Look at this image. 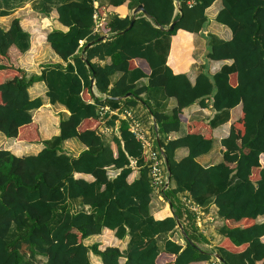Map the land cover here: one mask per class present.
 <instances>
[{
	"label": "trees",
	"instance_id": "obj_1",
	"mask_svg": "<svg viewBox=\"0 0 264 264\" xmlns=\"http://www.w3.org/2000/svg\"><path fill=\"white\" fill-rule=\"evenodd\" d=\"M17 1H30L44 16L55 8L56 20L66 30L52 29L43 38L64 64L41 65L38 74L26 75L17 62L30 45V34L21 25L26 22L14 17L6 29L0 27V133L42 144L35 154L21 156L0 147V264H90L89 252L100 264H207L213 252L220 257L217 264H264V221H256L264 215V0H219L213 21L229 31L227 40L203 30L205 9L214 0H106L95 7L93 0ZM11 2L0 0V16L11 12ZM137 4L150 18L136 13L131 26L118 34ZM104 13L108 20L94 32L92 15ZM171 21L170 30L162 29ZM31 25L33 38L41 39L44 24ZM184 32L203 38L205 60L230 63L212 74L199 64L190 82L186 72L194 59L190 50L180 48L188 35ZM102 34L107 37L96 41ZM106 57L109 61L100 64ZM115 73L120 74L111 81ZM141 77L146 84L138 86ZM37 81L44 84L48 103L60 104L68 113L59 118L57 134L46 139L31 117L42 97L27 93ZM151 90L164 100L154 107L142 97ZM128 92L130 96L115 99ZM169 98L175 104L166 109ZM137 100L154 119L157 134L167 136L158 138L172 182L160 193L171 209L162 219L149 212L152 187L140 142L125 120L99 116V107L120 110L134 107ZM192 103L213 114L186 119L183 109ZM237 104L238 117L219 139L220 162L201 166L195 158L210 150L212 130L228 120L229 109ZM46 107L34 112L45 133L52 125ZM182 123L184 135L169 137ZM101 125L110 132L107 142ZM69 138L84 146L76 156L62 150ZM180 146L186 155L175 160L173 152ZM107 166L117 169L113 177L107 176ZM132 167L137 176L127 181ZM181 192L203 211L214 205L220 222L215 230L221 235L216 245L208 247L194 232L193 216L176 196ZM103 231L118 240L128 236L125 248L84 244ZM175 231L179 242L171 236Z\"/></svg>",
	"mask_w": 264,
	"mask_h": 264
},
{
	"label": "crops",
	"instance_id": "obj_2",
	"mask_svg": "<svg viewBox=\"0 0 264 264\" xmlns=\"http://www.w3.org/2000/svg\"><path fill=\"white\" fill-rule=\"evenodd\" d=\"M105 2L106 0H93L92 5L93 7H95L98 4L99 5L105 4ZM219 8H220V1L214 0L213 3L208 8L205 9V15L207 17V22L204 25L203 30L207 32H211L212 34H215V36L218 37L219 39L227 40L230 37L229 31L223 25L215 24L213 21V17ZM21 10H23L22 13H21ZM14 17H17L20 20V23L23 20L26 22L27 26L23 25L22 23L21 25L30 34L29 48L26 51H24L21 54V56L18 57L17 59L19 66L26 72V75H28V71L31 69L34 70V71H31L32 74H38L41 69V65H45L49 63H61V65L64 64V62H62L61 59L51 50V48L44 41V38H43L45 33L52 29H58L61 31L66 30V27L61 25L56 20L57 14H56L54 7L50 9L47 16H44L34 11L29 5V3L24 4L23 7L12 8L11 12L8 15L0 16V27L3 29H6L9 24V21L11 20V18H14ZM108 17H109V14L104 13L100 19L102 21H107ZM44 20H45V23H43ZM33 23L36 25L37 28L39 24L41 25L44 24V27L42 28V31H41L43 33L41 39L33 38L34 31H33V25H31ZM209 25L212 31H208ZM184 34H188V35L184 36L183 41H181L180 48L182 47L183 49L190 50L191 55L194 59V63L189 66L186 72V76L190 82L193 81L197 73L199 64L204 63L206 71L209 74H212L215 71H217L220 65H222L223 63H230V60H207V59L205 60L204 54H205L206 48H205L203 38H201L198 35H193V34H189L185 32ZM81 43L82 41H80V44ZM108 61L109 59L108 57H106L104 60L99 61V63L104 64V63H107ZM119 74L120 73L113 74L111 76V81H114L119 76ZM145 84H146V78L141 77L136 81V85L138 86L145 85ZM44 91H45V87L41 81L33 82L27 88V93H28L29 98H33L39 95L42 97L43 104L36 109L39 110L41 109V107H43V105H47L45 110L51 116V119H52V125L50 129H47V133H45V131L42 129L41 123L39 122L38 118L34 116V112H36V109L31 111L33 112V115H31L32 120H34L38 126L39 136L41 139H46V138H49L51 135L57 134L58 132L57 126H58L59 118L66 117L68 114L67 111L60 104H57V103L49 104L47 99L44 98L43 96ZM142 97H144V99L150 105H152V107L164 101L160 92L156 90L154 91L151 90L148 93H146V95L144 94ZM174 104H175L174 99L169 98L168 100H166L165 108L170 109L174 106ZM133 111L135 115L139 117L140 121L142 122L145 128V132L148 133V136L149 137L152 136L150 126L148 127V124H146V121L149 115L145 114L146 113L145 108L137 105L133 108ZM239 112H240V105L237 104L233 108L229 109L228 120L212 130V142H211L210 150L195 158V160L201 166H208V165H212V164L220 162L222 158L221 156L222 147L220 146L219 139L226 135L230 122H232L238 117ZM212 114H213V111H211L209 108H200L195 103H192L183 109V115L185 116L186 119H195V118L207 119L208 117H211ZM184 133H185V125L182 123L179 126L177 131L171 132L169 134V137L171 138L180 137L184 135ZM103 135L107 137L108 133L104 132ZM159 137L165 140L167 136L163 134H159ZM108 140L109 139H106L105 142H107ZM0 147L9 150L12 154L16 156H21V155L35 154L37 151L41 149L42 144L15 141L13 139L5 138L0 133ZM61 147H62V150L66 154L71 155V156H76L78 152L84 148V146L74 138H69L67 140H64L62 142ZM185 155H186V148L183 146L177 147L173 152V158L175 160H179ZM106 171L108 172L107 173L108 177H113L117 173V169L113 168L112 166H107ZM136 176H137V170L136 168L133 167L132 171L127 176V181H131ZM74 177L83 178L88 181L92 179L90 175L82 174V173H74ZM187 195L188 194H186L185 192H181V193H178L176 196H177V199L179 198L182 199L184 197L186 198ZM77 203L78 201H74V204L77 207H79ZM83 208L85 209V207ZM148 208H149L150 214L152 215L154 219H162L166 216L171 215L170 205H168V203L163 200L160 193L159 194L154 193L152 195ZM207 210H208V213L211 215L210 216L211 219L209 222L212 223V226L214 227H211V228L208 227L206 229L205 233H206L207 238L205 239L207 240V243H208L207 246L212 247L216 245L221 239V235L217 233V231L215 230V227L219 225L220 222L217 219L215 207L213 204H209V206L207 207ZM257 220L258 222L264 221V215L258 216L256 218V221ZM173 233L175 235L174 238L178 241L179 240L178 233L176 231ZM108 234L109 233H107V231H103L101 234L92 235L89 237H93V238L100 237L99 242H103L108 245L117 246L120 250L125 248V243L128 240V236H125V238L122 240H118Z\"/></svg>",
	"mask_w": 264,
	"mask_h": 264
},
{
	"label": "built area",
	"instance_id": "obj_3",
	"mask_svg": "<svg viewBox=\"0 0 264 264\" xmlns=\"http://www.w3.org/2000/svg\"><path fill=\"white\" fill-rule=\"evenodd\" d=\"M95 24L92 28L94 32H97L98 25L102 22L95 14L92 15ZM106 108L99 112L101 116ZM115 114L116 110L110 111ZM118 116L128 122L129 129L134 134L135 138L140 141L144 150L145 160L148 164V177L152 187V190H158L163 183L167 181L166 173L163 165V161L159 155L158 150L155 147L149 146L144 132L141 129V124L134 116L133 112L129 108L122 109ZM146 148V149H145ZM183 207H185L190 214L193 215V223L196 226V230L203 232L204 227L210 223V217L206 212L197 207L189 198L181 199Z\"/></svg>",
	"mask_w": 264,
	"mask_h": 264
},
{
	"label": "clouds",
	"instance_id": "obj_4",
	"mask_svg": "<svg viewBox=\"0 0 264 264\" xmlns=\"http://www.w3.org/2000/svg\"><path fill=\"white\" fill-rule=\"evenodd\" d=\"M101 17H99V19H100ZM102 22H105V21H102ZM122 100V99H121ZM138 101V100H137ZM137 105H139L140 107H141V105H142V103H138ZM137 105H135V106H137ZM134 106V107H135ZM134 107H124V108H122V109H125V108H129V109H131L132 110V112H133V114H134V116L137 118V120L140 122V124H141V129H142V131L144 132V134H145V137H146V139H147V141H148V143L150 144L149 146H151V147H155L157 150H158V148H157V145H156V142H155V135H157L158 136V138H159V135L157 134V132H156V129H157V127H156V124L154 125V123L152 122V116L150 115V114H148L147 113V109L145 108V114L146 115H149L148 116V119H150V123H149V126H150V129H151V132H152V136H148V133L147 132H145V128H144V126H143V124H142V122L140 121V119H139V117L138 116H136L135 115V113H134V111H133V108ZM104 108H106L105 109V111L103 112V114L100 116V117H102V118H104L105 116H107V115H110V114H112V113H110V111H112V110H116V113H115V115H117L118 116V114L121 112V110L122 109H120V110H118L117 108H110V107H108V106H102V107H99V112H101V110L102 109H104ZM119 117V116H118ZM120 118V117H119ZM120 119H122V118H120ZM124 120V119H123ZM126 121V120H125ZM127 122V121H126ZM128 123V122H127ZM128 128H129V126H128ZM130 130V129H129ZM131 131V130H130ZM99 132L100 133H104V132H106V133H108V130L103 126V125H101L100 127H99ZM109 134V133H108ZM134 135V134H133ZM139 141V140H138ZM140 142V141H139ZM141 144V143H140ZM141 146H142V144H141ZM146 149V148H145ZM143 150H144V148H143V146H142V155H144V153H143ZM158 152H159V150H158ZM159 155H160V152H159ZM145 156V155H144ZM160 157H161V155H160ZM161 159H162V161H163V158L161 157ZM163 165H164V169H165V173H166V178H167V181L165 182V183H163L162 185H161V187L158 189V190H152V192H151V196H150V200H151V198H152V195L154 194V193H161V191L165 188V187H167V185H168V182H169V180L170 179H168V177H167V171H166V168H165V164H164V161H163ZM133 168V167H132ZM135 168V167H134ZM106 174H107V171H106ZM170 178V177H169ZM187 194V193H186ZM161 195V194H160ZM162 197V196H161ZM186 198H189L190 199V197L187 195L186 196ZM179 200V202L182 204V202H181V199L179 198L178 199ZM150 202V201H149ZM183 206V205H182ZM204 212H206L207 214H208V216L210 217L211 215L208 213V210H206V211H204ZM192 215V214H191ZM193 216V215H192ZM211 218V217H210ZM194 224V223H193ZM194 227H195V229H194V232L197 234V235H200V236H203L204 238H207L206 237V233H205V231H206V229L208 228V227H214V226H212V223H208L205 227H204V230H203V232H200V231H197L196 230V226L194 225ZM176 240V239H175ZM177 241V240H176ZM178 242H179V240H178ZM214 253V252H213ZM213 253H212V256L210 257V259H209V261L210 262H214V263H216V262H218L217 261V259L213 256ZM208 261V262H209ZM216 261V262H215Z\"/></svg>",
	"mask_w": 264,
	"mask_h": 264
},
{
	"label": "water",
	"instance_id": "obj_5",
	"mask_svg": "<svg viewBox=\"0 0 264 264\" xmlns=\"http://www.w3.org/2000/svg\"><path fill=\"white\" fill-rule=\"evenodd\" d=\"M176 11L179 12V6H178V5H175V12H176ZM136 13H141L144 17H146V18H148V19L150 18L149 14H148V13L142 8V6H141L140 4H137V5L131 10V17H130V21H129V23L127 24V26H126L124 29L118 31V32H117L118 34L123 33L124 31H126V30L131 26L132 21H133V19H134V15H135ZM173 23H174V21H171L167 27L162 28V29H164V30H170V29L172 28ZM159 27H160V26H159ZM106 37H107L106 34H102V35H100L99 37L96 38V41L103 40V39H105ZM90 44H91L90 41H89V42H86V44L83 46V49H84V47L89 46ZM80 56L82 57L81 54H80ZM128 96H130V93H129V92H128V93H125V94H124L123 96H121V97H115V99H116V100H121V99H124V98H126V97H128ZM138 102H139V103H142L141 100H138ZM152 122H153L154 125H155V122H154V119H153V118H152ZM155 142H156L157 148H158V150H159V152H160V155H161V157L163 158V161H164V164H165V168H166V171H167V177H168V179H169V177H170V173H169L168 170H167V164H166L165 156H164L163 150H162V148H161V145H160V143H159V139H158V136H157V135H155ZM167 203H168V205H169V202H167ZM176 227L180 230V233H181L182 235H184V234L182 233V230H181V225H180V223H179L177 220H176ZM188 242H189L191 245H194L193 242H192L190 239H188ZM213 256L217 259L218 262L221 261V260H220V257H219L215 252L213 253Z\"/></svg>",
	"mask_w": 264,
	"mask_h": 264
},
{
	"label": "rangeland",
	"instance_id": "obj_6",
	"mask_svg": "<svg viewBox=\"0 0 264 264\" xmlns=\"http://www.w3.org/2000/svg\"><path fill=\"white\" fill-rule=\"evenodd\" d=\"M12 4H14L15 3V6H14V8L16 7V8H18V7H23L24 6V4H26V3H29V5L31 6V2L30 1H28V2H26V1H21V2H18L17 0H12V2H11ZM15 10V9H14ZM13 12V11H12ZM23 12V10H21V13ZM11 15V14H10ZM214 23L215 24H218V23H216L215 21H214ZM40 25V24H39ZM209 30L208 31H212L211 30V27H210V25H209V28H208ZM211 33V32H210ZM215 35V34H214ZM31 71H34L33 69H31V70H29L28 71V75L29 74H32V72ZM45 98V97H44ZM31 115H33V112H31ZM145 118V117H144ZM149 123H150V119H147V121H146V124H148V127H149ZM103 137V139L104 140H106V139H109L110 138V132H109V134H108V136L107 137H105L104 135L102 136ZM109 137V138H108ZM108 173V172H107ZM168 185L169 186H172V182L169 180V182H168ZM153 197H155V196H153ZM75 208H77L78 209V207H76V205H75ZM263 219V218H262ZM257 222H258V220H257ZM173 238H174V233L171 235ZM100 241V237L99 238H93V237H89V238H86V239H84V244H86V245H89V244H91V243H93V242H99ZM158 243H161V238H159L158 239ZM119 246H120V244H119ZM88 258H89V263L90 264H100V260H98V258L95 256V255H93L91 252H89L88 253ZM40 259V261H42L43 260V258H39ZM216 262V261H215ZM207 264H217V262L216 263H214V262H208Z\"/></svg>",
	"mask_w": 264,
	"mask_h": 264
}]
</instances>
